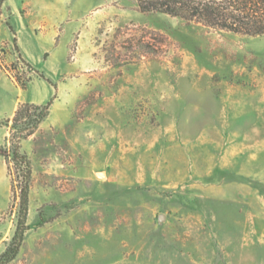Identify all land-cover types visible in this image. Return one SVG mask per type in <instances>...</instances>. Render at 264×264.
Here are the masks:
<instances>
[{
    "label": "rangeland",
    "instance_id": "374dc122",
    "mask_svg": "<svg viewBox=\"0 0 264 264\" xmlns=\"http://www.w3.org/2000/svg\"><path fill=\"white\" fill-rule=\"evenodd\" d=\"M54 96L21 142L32 180L7 264H264V36L135 0H5L0 148L17 102ZM13 175L0 156V254Z\"/></svg>",
    "mask_w": 264,
    "mask_h": 264
},
{
    "label": "trees",
    "instance_id": "16d2710c",
    "mask_svg": "<svg viewBox=\"0 0 264 264\" xmlns=\"http://www.w3.org/2000/svg\"><path fill=\"white\" fill-rule=\"evenodd\" d=\"M135 1L142 13L165 14L174 18L194 21L206 27L249 37L264 36V0ZM3 2L5 0H0V6ZM28 65L27 67H29ZM12 77L20 89H25L26 83L31 81L29 79L27 82H21L18 76L12 75ZM40 78L54 86L50 80L41 75ZM55 98L56 96L45 105L19 104L10 120L9 146L4 149L0 148V156L4 158L9 175L11 172L14 174L11 179V191L15 195L18 205L16 230L9 246L0 254V264H7L14 260L26 230L32 167L29 157L21 150V142L32 136L46 120Z\"/></svg>",
    "mask_w": 264,
    "mask_h": 264
},
{
    "label": "crops",
    "instance_id": "0c3cea01",
    "mask_svg": "<svg viewBox=\"0 0 264 264\" xmlns=\"http://www.w3.org/2000/svg\"><path fill=\"white\" fill-rule=\"evenodd\" d=\"M19 104H21V103H18V102H17V103L14 105V107H13V109H12V111H11L12 114L14 113V111L16 110V108L18 107Z\"/></svg>",
    "mask_w": 264,
    "mask_h": 264
}]
</instances>
